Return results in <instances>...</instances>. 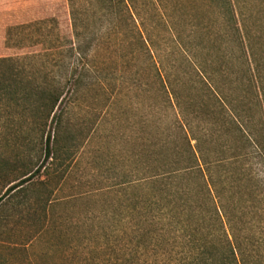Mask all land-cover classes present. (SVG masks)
<instances>
[{"label": "rangeland", "instance_id": "obj_1", "mask_svg": "<svg viewBox=\"0 0 264 264\" xmlns=\"http://www.w3.org/2000/svg\"><path fill=\"white\" fill-rule=\"evenodd\" d=\"M133 1L132 8L127 0H0V58L15 59L32 83H64L75 62L71 50L92 47L80 91L65 94L58 112L63 110L61 157L45 161L38 176L0 202V264L138 261L134 230L141 215L134 187L141 177L142 125L149 138L152 124L162 117L167 125L171 112H154L151 59L132 42L243 19L264 77V0H183V9L174 0ZM157 47L168 65L169 44ZM21 112L13 113L0 139L1 196L38 149L20 133L29 116ZM55 128L49 124L47 132ZM250 186L263 209L261 220L249 217L256 226L251 234L264 239L258 228H264V171L257 165Z\"/></svg>", "mask_w": 264, "mask_h": 264}, {"label": "trees", "instance_id": "obj_2", "mask_svg": "<svg viewBox=\"0 0 264 264\" xmlns=\"http://www.w3.org/2000/svg\"><path fill=\"white\" fill-rule=\"evenodd\" d=\"M173 4L183 9V0ZM163 40L173 58L168 65L157 47ZM135 44L156 75L162 101L155 97L154 112H171V121L163 126L159 117L149 138L142 125L141 177L134 187L140 257L133 264H264V239L255 240L249 220L263 216L261 197L250 186L254 167L264 171L263 63L245 21ZM91 49L78 44L71 50L72 71L57 86L32 83L15 59L0 58V139L21 110L29 116L20 133L38 147L0 202L38 176L45 161L61 157L63 110L58 112L65 94L80 91ZM49 124H55L53 132H47Z\"/></svg>", "mask_w": 264, "mask_h": 264}]
</instances>
